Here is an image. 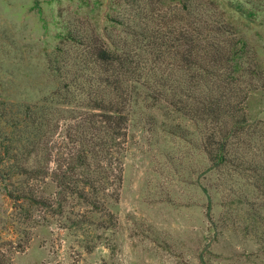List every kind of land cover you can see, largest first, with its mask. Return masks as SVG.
Masks as SVG:
<instances>
[{
    "label": "rangeland",
    "instance_id": "rangeland-1",
    "mask_svg": "<svg viewBox=\"0 0 264 264\" xmlns=\"http://www.w3.org/2000/svg\"><path fill=\"white\" fill-rule=\"evenodd\" d=\"M185 1L227 19L264 72V0H0L1 112L22 120L25 106L37 109L60 85L66 74L58 78L50 63L74 61L69 31L110 42L139 17L172 21ZM243 107L255 130L242 161L264 165V85ZM50 118L37 155L48 175L9 182L0 173V264H264V195L256 178L250 170H210L200 130L168 101L134 107L119 145L87 173L106 178L105 189L89 195L94 204L59 191L51 173L71 162L65 129L72 121L57 112ZM10 131L0 120V149L12 148L3 136ZM1 160L7 168L9 160ZM84 174L77 170L74 179ZM18 189L36 200L11 198L8 191Z\"/></svg>",
    "mask_w": 264,
    "mask_h": 264
},
{
    "label": "trees",
    "instance_id": "trees-1",
    "mask_svg": "<svg viewBox=\"0 0 264 264\" xmlns=\"http://www.w3.org/2000/svg\"><path fill=\"white\" fill-rule=\"evenodd\" d=\"M201 6L185 1L172 21L163 17L160 23L155 18L148 24L139 17L125 23L123 35L110 42L99 37L88 40L76 31L66 33L74 47V61L69 67L56 59L50 63L58 78L66 74L64 81L37 109L25 106L22 120L18 113L0 110V120L11 128L3 136L13 143L12 148L0 149V166L6 164L3 155L9 160L0 173L5 172L8 181L21 176L26 182L48 175L37 158L40 145L50 130V116L67 114L72 121L65 129L71 162L64 170L58 165L51 175L60 192L94 204L89 195L104 190L106 178L101 172L95 178L87 173L110 156L112 144L119 145L116 142L125 135L134 107L140 100L168 101L172 112L189 118L200 130L210 170H250L264 195V165L256 158L242 161V145L249 148L255 130L243 106L264 85V72L231 23ZM165 23L169 24L166 30ZM54 124L56 128L58 122ZM31 158L35 159L29 162ZM77 170L85 173L83 178L74 179ZM96 170L102 171L98 166ZM16 192L8 194L36 200L30 189Z\"/></svg>",
    "mask_w": 264,
    "mask_h": 264
}]
</instances>
